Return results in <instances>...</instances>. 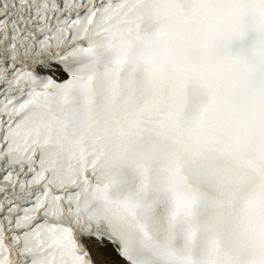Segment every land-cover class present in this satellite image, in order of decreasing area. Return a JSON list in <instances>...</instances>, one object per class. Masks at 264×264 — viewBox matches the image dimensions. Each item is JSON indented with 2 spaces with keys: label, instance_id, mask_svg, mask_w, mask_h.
<instances>
[{
  "label": "snow or ice",
  "instance_id": "obj_1",
  "mask_svg": "<svg viewBox=\"0 0 264 264\" xmlns=\"http://www.w3.org/2000/svg\"><path fill=\"white\" fill-rule=\"evenodd\" d=\"M0 264H264V0H0Z\"/></svg>",
  "mask_w": 264,
  "mask_h": 264
}]
</instances>
